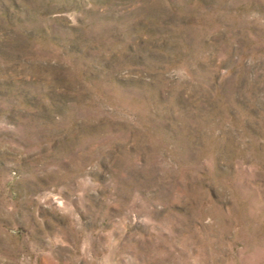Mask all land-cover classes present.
I'll list each match as a JSON object with an SVG mask.
<instances>
[{
  "label": "rangeland",
  "instance_id": "374dc122",
  "mask_svg": "<svg viewBox=\"0 0 264 264\" xmlns=\"http://www.w3.org/2000/svg\"><path fill=\"white\" fill-rule=\"evenodd\" d=\"M0 264H264V0H0Z\"/></svg>",
  "mask_w": 264,
  "mask_h": 264
}]
</instances>
